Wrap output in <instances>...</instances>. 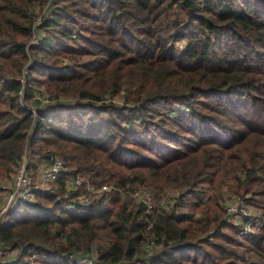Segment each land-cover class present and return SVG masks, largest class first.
<instances>
[{"label": "trees", "instance_id": "obj_1", "mask_svg": "<svg viewBox=\"0 0 264 264\" xmlns=\"http://www.w3.org/2000/svg\"><path fill=\"white\" fill-rule=\"evenodd\" d=\"M24 154L65 168L5 214L2 264H264L221 196L264 216V0H0V184Z\"/></svg>", "mask_w": 264, "mask_h": 264}, {"label": "built area", "instance_id": "obj_2", "mask_svg": "<svg viewBox=\"0 0 264 264\" xmlns=\"http://www.w3.org/2000/svg\"><path fill=\"white\" fill-rule=\"evenodd\" d=\"M202 3L204 0H197ZM36 167V173L29 170V159L24 154L19 160L16 171L9 181H4L0 184V222L4 220L7 211L14 205L17 199L25 198L33 200L34 192L37 190H48L50 185L57 179L59 172L65 168L64 162L57 156L50 157L48 161L33 162ZM84 185V191L79 194V201L81 203H88L90 201V193H101L108 190V185H95L89 181L83 183L79 175H75L66 183L68 188H77ZM145 203L146 210L150 212L155 206L169 208L174 204V197L172 195L162 196L158 201H154L148 195L139 197ZM225 198V209L228 212L227 220H234L236 224L240 225V233L252 232L261 227L264 222V216L261 213L251 211L242 201L233 202L235 197ZM148 227V226H147ZM146 249L150 250L154 247V242L149 241L145 244ZM38 253H32L30 259L26 264H32L38 258ZM43 257L45 255H42ZM89 260V259H88ZM80 261H85L81 259ZM86 262V261H85ZM89 262V261H87ZM6 262L4 264H7ZM2 264V263H0ZM138 264H145L139 262Z\"/></svg>", "mask_w": 264, "mask_h": 264}, {"label": "rangeland", "instance_id": "obj_3", "mask_svg": "<svg viewBox=\"0 0 264 264\" xmlns=\"http://www.w3.org/2000/svg\"><path fill=\"white\" fill-rule=\"evenodd\" d=\"M38 19H39V17H38ZM115 99L119 101L120 100V96L119 95H116L115 96ZM227 192H229V191L226 189V187H223L222 190H221L222 199H225V197L228 194ZM147 194H148V192H147V189L146 188H143L142 186H139L137 184H134L133 187L131 188V190L126 194V197L124 195H123V197L125 199H128V200L130 199L131 200V199H136V198H138L140 196H144V195H147ZM167 194L177 195L178 194V191H177V189L174 186H172L167 191ZM227 199H229V198H227ZM237 201H238L237 199L233 200L234 203H236ZM182 209L183 210H188L189 209V205L188 204L182 205ZM13 255L14 254H12V256Z\"/></svg>", "mask_w": 264, "mask_h": 264}]
</instances>
